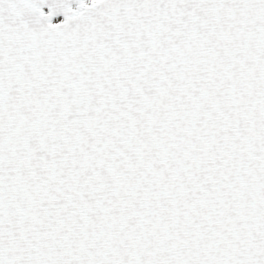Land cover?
I'll return each instance as SVG.
<instances>
[{
	"label": "snow or ice",
	"instance_id": "6c2138e0",
	"mask_svg": "<svg viewBox=\"0 0 264 264\" xmlns=\"http://www.w3.org/2000/svg\"><path fill=\"white\" fill-rule=\"evenodd\" d=\"M0 264H264V0H0Z\"/></svg>",
	"mask_w": 264,
	"mask_h": 264
}]
</instances>
